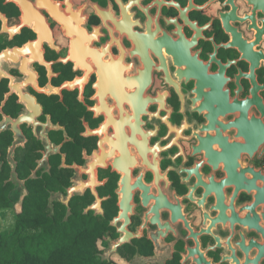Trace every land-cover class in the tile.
Instances as JSON below:
<instances>
[{
  "label": "flooded vegetation",
  "instance_id": "obj_1",
  "mask_svg": "<svg viewBox=\"0 0 264 264\" xmlns=\"http://www.w3.org/2000/svg\"><path fill=\"white\" fill-rule=\"evenodd\" d=\"M0 179L111 264H264V0H0Z\"/></svg>",
  "mask_w": 264,
  "mask_h": 264
},
{
  "label": "trees",
  "instance_id": "obj_2",
  "mask_svg": "<svg viewBox=\"0 0 264 264\" xmlns=\"http://www.w3.org/2000/svg\"><path fill=\"white\" fill-rule=\"evenodd\" d=\"M0 179V213L15 209L11 230L0 227V264H111L99 260L94 229L57 222L46 206H8Z\"/></svg>",
  "mask_w": 264,
  "mask_h": 264
},
{
  "label": "rangeland",
  "instance_id": "obj_3",
  "mask_svg": "<svg viewBox=\"0 0 264 264\" xmlns=\"http://www.w3.org/2000/svg\"><path fill=\"white\" fill-rule=\"evenodd\" d=\"M15 209H4L0 213V227L2 230H11L14 222Z\"/></svg>",
  "mask_w": 264,
  "mask_h": 264
},
{
  "label": "water",
  "instance_id": "obj_4",
  "mask_svg": "<svg viewBox=\"0 0 264 264\" xmlns=\"http://www.w3.org/2000/svg\"><path fill=\"white\" fill-rule=\"evenodd\" d=\"M108 253H109V251L104 252V253L101 255V259H102V260L106 259V258L108 257Z\"/></svg>",
  "mask_w": 264,
  "mask_h": 264
}]
</instances>
